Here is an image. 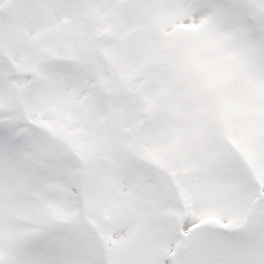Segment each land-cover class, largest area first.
I'll use <instances>...</instances> for the list:
<instances>
[{"label": "snow or ice", "instance_id": "snow-or-ice-1", "mask_svg": "<svg viewBox=\"0 0 264 264\" xmlns=\"http://www.w3.org/2000/svg\"><path fill=\"white\" fill-rule=\"evenodd\" d=\"M0 264H264V0H0Z\"/></svg>", "mask_w": 264, "mask_h": 264}]
</instances>
